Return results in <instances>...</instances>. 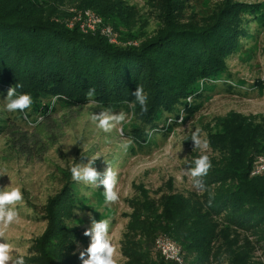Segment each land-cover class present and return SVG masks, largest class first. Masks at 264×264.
Instances as JSON below:
<instances>
[{"label":"trees","instance_id":"16d2710c","mask_svg":"<svg viewBox=\"0 0 264 264\" xmlns=\"http://www.w3.org/2000/svg\"><path fill=\"white\" fill-rule=\"evenodd\" d=\"M55 3L0 0V87L31 94L35 106L52 99L78 110L91 102L105 110L130 103L144 122L177 120L191 108L187 98L212 92L228 59L254 37L250 25L259 10L236 0H222L209 13L190 0H146L141 15L124 0H78L77 8L111 27L113 44L99 33L69 28ZM149 21L158 28L152 35ZM137 86L148 97L147 111L132 95ZM207 141L212 168L203 177L206 191L192 181L178 191L170 181L153 192L141 188L128 201L120 240L124 264H174L156 250L159 236L181 249L185 264H264V173L251 175L264 157V123L229 114L209 129ZM53 144L47 135L36 153ZM62 177L58 194L30 207L45 228L31 242L27 264H82L79 249L88 247L90 236L80 213L90 209L83 182L69 181V173Z\"/></svg>","mask_w":264,"mask_h":264},{"label":"rangeland","instance_id":"374dc122","mask_svg":"<svg viewBox=\"0 0 264 264\" xmlns=\"http://www.w3.org/2000/svg\"><path fill=\"white\" fill-rule=\"evenodd\" d=\"M124 1L135 5L141 15L146 13V0ZM236 1L259 7L252 17L256 21L250 25L254 37L248 39L242 52L228 59L221 79L213 82L216 88L212 92L198 96L195 101L186 99L187 106L191 108L186 113H179L177 120L171 116L164 122L155 119L152 122L141 121L129 103L109 110L113 114L124 112L126 120L110 132H103L91 119L92 114L99 115L105 110L103 107L91 102L80 110L65 109L60 108L55 99L41 101L39 106L33 102L25 118L19 110H5L4 99L10 89L7 91L5 85L0 87V120L4 122V130L0 134V189L20 186L24 194V202L15 205L19 220L6 229L0 223V229H4L7 241L18 250L17 254L27 256L31 242L45 228L30 207H41L60 192L66 181L62 173H69V181H72L70 168L74 163L86 164L88 158L98 156L93 166L99 173H104L109 166L118 172L116 190L119 200L105 203L102 186L96 190L83 182L81 195L86 198L90 210L80 213L82 227L89 230L93 220L107 219L109 235L116 245L114 259L117 264H124L120 240L127 223L126 215L130 213L128 201L141 188L153 192L170 181L178 191L191 188L192 178L187 170L192 156L210 153L209 148L203 151L194 148L192 133L199 130L201 139L207 140L214 123L229 114L245 120L254 118L256 124L264 123V0ZM55 2L60 12L67 15L68 23L84 11L77 8L78 0ZM221 2L190 0L206 13ZM157 29L155 22L149 21V35ZM41 110L46 116L42 117ZM47 135L53 138L54 144L46 153L38 155L36 149ZM129 141L132 143L125 149L124 145ZM90 243L91 237L88 247ZM87 248L79 250L86 253ZM84 258L87 259L86 254Z\"/></svg>","mask_w":264,"mask_h":264},{"label":"clouds","instance_id":"9594fccd","mask_svg":"<svg viewBox=\"0 0 264 264\" xmlns=\"http://www.w3.org/2000/svg\"><path fill=\"white\" fill-rule=\"evenodd\" d=\"M89 95H91V92ZM132 95L142 111H147L148 97L143 86H137ZM4 100H6L4 105L6 111L17 112L19 110V113L25 118H27L28 111L31 110L34 102L31 94H18L16 88H11ZM91 119L96 122L97 128L103 132H110L116 125H120L126 120V114L124 112L113 114L112 111L102 110L99 115L92 114ZM191 141L194 143V148L201 151L209 147V142L206 139H201L199 130H195L192 133ZM131 143L129 141L125 144V149ZM97 158L98 156H94L91 159L88 158L86 164L74 163L70 168L72 179L77 182H84L96 190L102 186L104 202H117L119 200V193L116 190L119 183L118 172L109 166L104 173H99L93 166ZM192 163L195 166H190L187 170L192 178V186L198 191L204 192L206 191V185L203 177L207 176L209 169L212 168V162L207 154H202L196 157L194 162L191 161ZM101 176L102 179H100ZM23 202L24 194L20 186L12 187L10 185L0 189V223L3 224L4 229L19 220V213L15 205ZM209 204H211V201H209ZM4 229H0V240L3 241L0 242V264H27L25 255L17 254L18 250L12 243L7 241ZM85 235L91 237V243L86 253H80L82 264H117L116 259H114L117 254L116 245L112 243V238L109 235V221L107 219L93 220L91 228L85 232ZM85 254L87 259H84Z\"/></svg>","mask_w":264,"mask_h":264},{"label":"built area","instance_id":"2783aa9c","mask_svg":"<svg viewBox=\"0 0 264 264\" xmlns=\"http://www.w3.org/2000/svg\"><path fill=\"white\" fill-rule=\"evenodd\" d=\"M76 26L82 34H96L104 36L110 43L117 44L116 34L111 27L104 26L102 20L91 11L78 13L68 24L69 28ZM132 44V43H129ZM135 45V43L133 44ZM264 173V157H259L253 164L251 175ZM155 248L164 262L185 264L181 249L167 236H159L155 240Z\"/></svg>","mask_w":264,"mask_h":264}]
</instances>
